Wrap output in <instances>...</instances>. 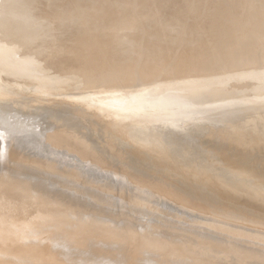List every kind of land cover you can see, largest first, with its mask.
Listing matches in <instances>:
<instances>
[{
	"label": "bare ground",
	"instance_id": "1",
	"mask_svg": "<svg viewBox=\"0 0 264 264\" xmlns=\"http://www.w3.org/2000/svg\"><path fill=\"white\" fill-rule=\"evenodd\" d=\"M97 1L108 2L109 0H0V80L4 79V84L5 81L10 84L13 82L14 85V82L17 83L22 77H25L23 74L27 73L29 75L28 71L31 72V69H35L37 70L36 73H42V77L46 79H44L45 82H42L44 84L47 81V83H56L65 87L76 82H84V84L115 85L118 88L117 84L120 82H123V85L127 86L136 80H149L152 77L160 78V76H164L167 73L170 65L173 66V71L177 77L194 73L202 67L212 74L211 69L221 66L220 58H222L226 49H232L234 59H242L248 53H252V48L258 45L257 43L262 40L259 37L264 34V14L261 11L253 10L252 7L255 5V2L252 5V0H236L234 2L232 0H178L177 3L168 4H158L156 0H123L119 6L118 4H114L113 7H110L109 3H104V5L94 8L93 5ZM258 7L261 8L263 6L260 7L258 5ZM244 8H252L253 10L245 21L238 15V12ZM41 12L45 13L38 20V14ZM104 15H108V19L99 20ZM179 25L183 27L182 31L174 32L173 37L168 40L167 35L171 29ZM200 25L206 27L205 31H197V27ZM236 25L241 28L236 27ZM177 38L182 40L180 44H176L178 42L176 41ZM46 45L50 47L45 49ZM177 45H179L178 48H176ZM183 48H187L186 50L190 51L189 55L180 54L183 52L180 51ZM171 49L176 50V55L173 57L168 53ZM100 51L103 52L105 59L101 63H97L94 61L96 57L94 54ZM45 66H48V68L46 67L48 69L46 71L47 74L43 73ZM42 67L44 68L40 72L39 70ZM228 70L229 68L223 70L222 74ZM200 72H203V70H200ZM204 72L206 73V71ZM33 74L35 75V72ZM42 77L41 80H43ZM237 77L239 79V76ZM125 78L129 79V84L125 81ZM163 81L162 79L158 80L159 83L153 87V90L148 89L151 91H149L150 94L147 100L142 97L148 92L143 94V91L141 97L135 91V94L130 92L132 97L126 98L127 105L126 101L123 100L124 98L117 97L118 94L114 91L116 94L115 99H110L106 95L101 98L96 97L98 99L95 105L92 103L87 105L82 103L73 104L75 106L65 104V106L58 108V103H56V108H52V105H50V108H44V110L49 113L64 112L68 115L76 116L78 123H83V126H85L91 135L101 139L106 138V131L103 130L104 126L98 125L101 123L98 122L99 119L101 121L102 115H107V121L110 118L111 124V118L118 117L119 112L124 109L122 106H129V114H127V117L125 116L126 120L132 118L140 120L139 122L141 123L146 120H157L160 121V128L167 129L169 133L167 135L164 133L163 140L165 139V141H162L164 142L162 143V147L165 150L169 147L171 148L167 152H170L172 155L170 156L174 157L172 158V166L184 185H190L191 188L209 195L211 190H209L210 187L207 182L203 180L197 181L193 177L195 175L187 174V172H197L199 168L203 170L202 172H211L209 169L214 168L216 163L212 166L209 162L214 161L220 156H224L222 162L230 165L229 171L224 174L221 173V175L219 174L216 182L234 190L237 194L242 193V183L252 184L248 195L251 194L252 196H256L255 198L260 197L259 199H264V171H258V168L262 166L264 161L253 158L248 159L247 154H244V149L236 150L232 144L223 145L217 143L218 137L223 135V132L218 127V137L205 145L202 140H199L197 134H206V127L204 126L208 123L206 122L204 126L200 127H195L196 125H194L202 120H209V122L215 120L216 123L217 119L219 121H222V119L223 121H230V118L235 119L244 109H256L260 106L262 108L264 105V87L260 85L248 87L246 84L240 87L244 93L247 91L260 92L262 96L257 98L256 101L243 95V97L239 99L237 97V100L234 101L217 103L218 100L215 99L231 90L228 87H223L218 91H213L214 89L211 90L209 88L210 90L208 91V85L207 87L203 86V89L205 87L211 93V101L200 105V102L198 103V98L200 99L199 95L201 96V90L204 91L206 89L203 90L199 87L196 78L186 83H179L173 89L172 87L171 89H164ZM1 84L3 83L0 81V86ZM10 84L8 85L11 86ZM16 85H19V83ZM119 91L122 92V90ZM171 91H175V93L177 91L176 95L174 96V93L172 94ZM208 92L205 91L207 94ZM114 93L110 94L113 95ZM241 93L243 94V92ZM241 93L237 95H242ZM77 97L86 100L90 99V96L87 97L83 94H79ZM225 98L227 99V97ZM3 100L1 99V101ZM14 101L16 100L14 99ZM43 107L40 106V108ZM260 110L264 112L263 108ZM8 114L0 113V142L2 140V143H4V140L8 136L4 129H2V126L7 124H9L12 133L24 130L28 122H33V124L35 122L37 125L45 127H52L53 124V121L44 120L39 114L25 116L16 113L15 117L14 114ZM11 115L14 117L13 120H11ZM42 116L45 118V115L42 114ZM221 116L224 117L221 118ZM107 123L109 124V122ZM213 123L215 124V122ZM213 123H210L208 127L213 126ZM240 126L242 125H239L238 129L242 131L243 129L241 130ZM228 127L223 128L222 124L220 129H225V132L228 133ZM242 128L245 127L242 126ZM136 129L134 127L123 131H125L126 135L131 134V136H134L133 138H135L139 146L135 154L137 156H146V149L148 147L152 148V144L147 143L149 141L148 138H152L151 136L158 128H146L144 131L142 130L145 134L144 137H139V129ZM238 129L237 131H239ZM208 130L211 132L213 128H209ZM215 131H217L216 127ZM4 132L6 135H4ZM176 132L178 138L174 134ZM239 133L237 132L236 134ZM57 136L52 137L48 136V134L41 136L43 150L46 152L51 147H60L63 149V154H73L78 160L75 166L85 172L86 166H81L82 162H84L83 157L77 154L76 147L72 145L73 137L71 136V132H62ZM185 138H188L190 143H193L195 151L193 159L198 160L197 164L185 161L186 156L182 154L181 144H178L181 139ZM157 139L159 141L160 137ZM172 139L176 140L175 144L172 143L174 146L171 144ZM229 140L227 139L226 142H229ZM219 141L221 142V140ZM232 141H234L233 143H238V138ZM1 145L0 143V151L3 148V145ZM163 148L157 149L163 150ZM24 150L26 152V148H24L21 150V153ZM108 154L109 152L106 153V155ZM20 157H22V154H20ZM25 157L27 158V156ZM25 157L23 155L24 159H26ZM46 157H49L48 161L50 158H58V156L48 155V153ZM91 157L93 160L92 164H96L94 156ZM28 158L30 157L28 156ZM31 159L33 158H30L29 161ZM146 159L148 161L140 164L139 167L137 166L138 173L134 172L133 174V171L130 172L128 170L126 172L127 177L120 182L121 184H125L123 187L128 186L126 190H132L133 196H131L134 198H132L133 201H131V198H127L126 195V199L130 200L124 199V196L123 198H119L117 195V199L116 196L110 195L114 196L115 200L109 197L113 200H108V198V203L101 202L102 194L98 195L101 192L98 190L99 187L96 190L94 187L86 188L88 185L81 186L78 183L75 184L76 181L66 182L64 179H67L65 177H69L70 173L71 177L72 175L77 176L74 171V174H72L73 172L70 169H68L71 171L69 176L64 174L63 178L62 174V176H57L60 173L46 175V171V173H43V170H40L36 166H23L24 162L21 164L18 162L21 167H18L19 165L17 164V169L14 168V170L12 167V170H8L11 166L8 169L7 166L5 168L3 164L5 165L6 163L2 161L3 164H0V218L6 220H3L2 224H0V264H47L46 259L45 263H42V258L38 254V252H41L46 247L49 250V255L53 253L61 255L62 261L59 264H65L71 257H77L80 264H264V235H256V233H252L249 230L248 232L250 233H248L247 229H244L247 233L240 231V229L238 231L235 225L236 229L234 230L231 225L228 228V225L225 227L213 224L211 221H206L205 224H201L200 222L199 224L198 221H203L205 217L200 220L201 208H198L201 210L200 214H197L200 217L194 213L197 218L199 217V220H197L199 224L196 227L197 230L195 227V229L189 230L178 219L175 220V217H178L177 211L176 213L174 211L177 205H175L176 202L174 203L175 206L172 204L175 209L170 206L171 209H174H172V212L174 211L173 213H175L174 216L176 215L175 217L173 216V223H170L171 219H173L171 218L172 213L170 222H165L164 220L170 215V212L167 211L169 208L164 209L165 211L163 210V212L166 213L167 211L168 213V215L164 213L166 215L164 219L160 218V215H155L157 211L156 207H160V204V206L152 204L155 206V211H153L154 209L152 210L153 212L151 209L150 211H146L145 207H153L150 201L154 199H151L150 196L153 197L154 195L155 197L157 193L154 190H157L156 192L159 191V194L161 191H165L166 193V190H168L162 186L163 184H156L150 181L149 174L143 167L148 168L152 164L156 165V162L148 156ZM192 165H195V169L191 168ZM68 170L66 169V171ZM201 174L203 173L198 172L197 175ZM101 176L106 181L109 173H103ZM75 177H72L74 178L73 180H75ZM70 178H68V181ZM136 179L140 183L135 184ZM120 183L116 185L120 186ZM119 186L120 191H123L121 190L123 187L120 188ZM152 190L154 194L152 192L153 195L149 196ZM120 191L116 193L123 195L124 191ZM168 193H170L169 190ZM168 193L165 195L163 192L162 194L165 197L163 196L162 198H167L168 200ZM171 194L172 192L169 197L171 199L174 196L176 198H173L174 201L182 199L174 194L171 196ZM160 196L161 194L156 196L158 200ZM127 201L133 202L131 205L133 204L134 210L130 207L132 212L126 209L127 205H130ZM146 201L150 202V205L146 204ZM210 201L211 199L208 206L214 203L211 204L212 201ZM156 202L154 200V203ZM207 202H205L206 205ZM222 202L225 203V201ZM166 204L171 205V202L170 204ZM165 205L162 204L161 207L164 206L165 208L167 206ZM221 206L220 208L225 207ZM193 207H196L195 204ZM184 209L182 212L185 210L190 211V215H188V212L183 213L182 216L180 215L183 219L179 218L181 220H184L185 217L190 219L191 217L189 218V216L196 210L195 208H187V206ZM191 209L194 210L191 212ZM214 209L216 210L215 207ZM225 209L229 210V208L223 209V214L226 216L225 213L228 212H225ZM178 210L180 209L178 208ZM196 211L198 213V210ZM231 211L232 209L229 210V212ZM238 211H235V215H238ZM179 212L182 213L181 210ZM242 212H239L241 216L245 214ZM247 212H249V209ZM251 212L253 213V211ZM194 214H192L191 223L195 216ZM254 214L251 216H254ZM231 215H234V212ZM228 217L230 218V216ZM209 218L207 219L209 220ZM231 218L235 219L237 216H231ZM242 218H240L241 221L243 220ZM251 218L249 217L250 222H252ZM253 219L256 222L255 216ZM258 219L257 223L259 222L261 226H264L263 222L261 223L260 219ZM261 219L264 221L263 218ZM237 220L235 219V221ZM184 223L187 224L186 221ZM189 223L187 226H189ZM7 246L14 249L10 248L8 250Z\"/></svg>",
	"mask_w": 264,
	"mask_h": 264
},
{
	"label": "rangeland",
	"instance_id": "2",
	"mask_svg": "<svg viewBox=\"0 0 264 264\" xmlns=\"http://www.w3.org/2000/svg\"><path fill=\"white\" fill-rule=\"evenodd\" d=\"M122 1L123 0H109L108 2L97 1L96 4L93 5V7L94 8L95 7H99L100 5H104V3H107V4L109 3L110 7H113L114 4H118V6H119L120 2H122ZM234 1H236V0H232V2H234ZM256 1L257 0H252V5H254V2H255V5L252 7L253 10L254 11L255 10L256 11H261L264 14V5H263V3H264L263 1L264 0H258L260 4L257 1V7H256ZM156 2L158 4H166V3L168 4V3H175V2L177 3L178 0H156ZM258 5L260 7L261 6H263V7L259 8ZM84 7H87V6H84ZM252 8H250L251 10L249 8H246V9L244 8L241 11L238 12L239 13L238 15H240V17L243 19V21L247 20L248 16H249V13L251 14L253 12ZM244 12H245V14H244ZM44 13L45 12H41V13L38 14V17H37L38 20L42 18ZM105 19H108V15H104L101 18H99V20H105ZM238 25H236V27L241 28ZM182 29H183V27L181 25L175 26L173 29H171L170 33L167 35L168 36V40L173 37V35H174L173 33L174 32H180V31H182ZM205 29H206V27L203 26V25H200V26L197 27V31H201V30L205 31ZM259 38H260V40L262 38V40L259 41V43H257L258 45L254 46V48H252L253 49L252 53H248L246 55V57H244L242 59H238V60L234 59V57L232 55V49L231 48L230 49H226L225 53H223V55H222V58H220L221 62L219 61L223 65L220 64L221 66L211 69L212 74L206 68L203 69V67H202V68H199V70H197L194 73L187 74V75L181 76V77H177V75H175V72L173 71V69H174L173 66L170 65L169 69L167 70V73L164 76L163 75L160 76V78H158V77L153 78L152 77L149 80H136V81H133V83H131L130 85H127V86L126 85L124 86L123 82H120L118 84L116 83L117 86H119L118 88L115 87V85H113L114 86L113 87L112 85H107V84H104V85L103 84H86V83L84 84V82H81V83H77L76 82L74 84H70V85L65 86V87L61 86L60 84H56V83H49V82L47 83V81L44 84L42 82L43 81L45 82L46 79L42 77V75H41L42 73H39V72L36 73L37 70H35V69H34L35 71L33 69H31L33 72H35V75L33 74L32 71L31 72L28 71L29 75L27 73L23 74V76L25 75V77H22L21 80L17 81V83L14 82L15 83L14 85H13V82H11V84H10L9 82L5 81V84H4V81H3L4 79L0 80L1 83H3L0 86V98L2 100L4 99L3 101H1V99H0V113H5V114L9 113L8 115L14 114V117H15L16 113L20 114V115H25V116H34L35 114H39V116L41 118H43L44 120L53 121L52 127H45V126L37 125L35 122H34V124H36V125H34L33 122H31V123L28 122V123H26L28 125H26L24 130H21V131H19L17 133H12L11 132V129L9 128V124H7L5 126H2V129H4V131L7 133L8 136L4 140V143H2V140L0 142L3 145V146L1 145L3 148L1 149L2 151H0L1 152L0 153V162H1L0 164L2 165L3 162L5 161L6 164L5 165L3 164V166L5 168L7 166V169H8V167L11 166L10 169H8V170H12L14 168L17 169L18 167H21L20 164L24 162L22 164L23 166H27V165L28 166L29 165L30 166L31 165L32 166H36L37 168H40V170H43V173L47 172L46 175H48V174L56 175V174L60 173V175H57V176H62L63 175V178H64V176L66 174L69 176V173L71 171L72 172L74 171L75 174H77L76 177H75V175H72V177L73 176L75 177V180H73L74 178L71 177V173H70V176L69 177L66 176L65 178H67V179H64L66 182H72V181L75 182L76 181L75 184L78 183V185H81V186L82 185L83 186H87L88 185L86 188H93L94 187V189H96V190L99 187L98 190H99V192L101 191L102 193L100 192V193H98V195L102 194V199H103V200L101 199V202L104 201L105 203H108L109 202L108 200L112 201L114 199V196H116V198H117V195L119 196V198L120 197L123 198V196L125 197V195H126L127 198L128 197L131 198V199L133 198L132 197L133 196L132 190L130 189L131 190L130 191L129 189H127V190H129L127 192L126 187L128 188V186L123 187V185H125V184L124 183L121 184L120 182L124 178L127 177L126 172L128 170L130 172L133 171L132 172L133 174H134V172L138 173L139 171L137 170V166L139 167L140 164H144L145 161H148L146 159V157L148 156V157H150L151 159H153L156 162L155 163L156 165L152 164V166H148V168L147 167H143L144 169H146L147 173L149 174L150 181H152L153 183H156V184H163L162 186L165 187L166 189H168L170 191V193L172 192V194H174L175 196H177L179 198H182L181 200L177 199V200L174 201V199H176V198H174V196H172V194H171L172 198L170 199V197H169L170 193H168V190H166L167 191L166 193H165V191H163V192H164L165 195H167V193H168V198L169 199L167 200V198H162L163 196L165 197V195L162 194L163 192L161 191L162 193L160 192L161 196L158 197L159 198V200H158L156 196L160 195L159 191L156 192L157 190L156 191L154 190V192L157 193V194H155V197L153 195L154 194L153 190L150 191L149 196L153 192L152 195L154 197L153 198L152 196H150L151 199H154L157 202H159L162 199L164 202L161 200L163 203L161 201L159 203H157V202L154 203V200L150 199L151 203L146 201V204L147 203H148V205L151 204V206H153L154 204H155V206H157V204H158V206H160V205L162 206V204L163 205H165L166 203L170 204V202H171V205L166 204L167 206L165 205L166 206L165 208H164V206L163 207L160 206L163 209H161L160 207H158L159 208L158 209L156 207L157 211L155 212V215H157V216L160 215V218H162V219H164L166 217L165 214L168 215L167 211L170 212L169 217H166L164 219L165 222L166 221L170 222V219L173 218V219H171V222H170V223H173L174 217L176 216V215L174 216V214L177 211L178 217L177 218L175 217V220L178 219V221L180 223L182 222V224L186 225V227L189 228V230L190 229H195L200 224V222H201V224H205L206 221H211V222H213V224L215 223V224L222 225V226H225V227L228 225L227 226L228 228H229V225H231L232 229H234V230L237 227V230L240 229V231H245L244 229H247L246 230L247 232L249 230L252 233H256V235L257 234L258 235H264V226L263 225L261 226V224L259 222L257 223V219L260 216L259 217L260 222L261 223L263 222V224H264V221L261 219V218L264 219V215H263L264 214V199H259L260 197L259 198H255L256 196H252L251 194H250L251 196L248 195L249 189L252 186V184L242 183L241 184L242 193H238L237 194L234 190H232L230 188H227L225 186H222L218 182H216L219 174L221 175V173L224 174L227 171H229V166L230 165L228 163H223L222 162V159H223L224 156H220L219 158L215 159L214 161H210L209 162L210 164H212V166H213L214 163H216V165H214V168L209 169V170H211V172H202L203 170H200V168L197 169V172L196 171L187 172V174L195 175L193 177H195V179L197 181L203 180L204 182H207V184L210 187L209 190H211V192H209L210 193L209 195H206L205 193L199 192L195 188H191V186L188 185V184H187L188 186L184 185L183 182L180 180L179 176L177 175L175 169L172 166V162H173L172 158H174V157H171L172 156L171 153L167 152L171 148L169 147V148H167L165 150L162 147V143H164L162 141H165V139L163 140V138H164L163 136H165V134L167 135L169 132L167 131L166 128H160L159 127L160 126L159 125L160 121H157V120L156 121L155 120H146L145 122L141 123V122H139L140 120H137V119L129 118V119L126 120V118H125V116L127 117L128 116L127 114H129V106H126L127 105L126 98H128L129 96L132 97V95H131L132 92L134 94H135V92H137L140 95V97H141L142 92L144 91L143 94L148 92V93H146L148 95L145 98L146 94H144L145 96L143 95L144 97H142V98L147 100V98H149L148 96L150 94L149 91H151V90H148V89H152L153 90V87L158 85V83H159L158 80H160V79L164 80L163 81V84H164V87H165L164 89H166V88L171 89V87L173 89V87L178 86L179 83H186L187 81H190V80H192L194 78H196L198 80V85H199L200 88L203 89V86L207 87V85H208V87H207L208 91L210 89L211 90L214 89L213 91H215V90L218 91L219 89H221L223 87H228L229 90H231V91L225 92L224 94L220 95L217 99H215V100H218L217 103H225V102H229V101H234V100H237V97L239 99V98L243 97V95L245 97L251 98L253 101H256L257 98L262 96V94L260 92H258V91H247L248 93L247 92L244 93V91H242V89H240V87L245 85V84L248 87H255V86H258V85L264 87V56H263L264 55V39H263L264 38V34H262ZM176 41H178L176 44H180V42L182 40L180 38H177ZM65 44H62V45H65ZM178 46L179 45H177L176 48H178ZM48 47H50V46L46 45L44 48L47 49ZM186 49L187 48H185V49L183 48L182 50H180L181 52L183 51L180 54L189 55L190 51H188ZM175 51H176L175 49L174 50L171 49V51H169L168 53L173 57V56L176 55ZM95 54H94V56H96L94 58L95 62L101 63L105 59L103 52L100 51V52H97ZM223 61H225V62H223ZM46 67L48 68V66H45V69L43 71V73H45V74H47L46 71L48 70V69H46ZM231 67L234 70H232ZM43 68L44 67H42L41 70H39V71L42 72ZM223 68H225V69L229 68V70L228 71H224L223 74H222V71L225 70ZM200 70L201 71L203 70V72H200ZM204 71H206V73ZM218 72H220V73H218ZM216 73H218V74H216ZM38 74L40 75V77H39ZM36 75H38V76H36ZM53 75H55V74H53ZM236 75L239 76V79H238V77ZM240 76H242L244 79L242 77H240ZM41 77H42L43 80H41ZM219 77L222 78V79H220ZM223 77H225V78H223ZM204 78H206V79H204ZM125 79H126L125 81L128 83L129 79L128 78H125ZM80 81H81V79H80ZM211 82H212V84H211L212 86L210 85ZM7 83L10 84L11 86H9ZM18 83H19L20 86L16 85ZM205 87H204V89H206V90L203 89L204 91L199 89V90H201V96L199 95L200 99L198 98V103L200 102V105L206 104L207 102L211 101V96H210L211 93H209L207 91V88H205ZM116 89H118V90H116ZM119 90H122V92H120ZM114 91L117 92V94H118L117 97L124 98L123 100L126 101L125 102L126 105H125V107H124V105L122 106L124 109L119 112V116L118 117L115 116V117L111 118V124H110V121H109L110 118L107 121V118H108L107 115H102L101 118L102 119L104 118L103 120L101 119V121H100V119H99L98 123H100V122L102 123L103 122V124L100 123L98 125L101 126V127H103V126L105 127V128L103 127V130L106 131V132L104 131L106 133V138H101L100 139L99 137H94L93 135H91V133L85 128V126H83V123H78V118L76 116L68 115V114H66L64 112H63L64 114L62 112H59V113L56 112V114L54 112L49 113V112H46L44 110V108H50L49 107L50 105H52L51 106L52 108H56V103H58L57 104L59 106V107L57 106L58 108L65 106V104L68 105V106H72L73 104L77 105L78 103H82V104H85V105H87L89 103L90 104L92 103V104L95 105V104H97L96 100L98 99L96 97L101 98V97H105V95H106L110 99H115L116 94L114 93ZM205 91L208 92V94L205 93ZM112 92L114 93L113 95L110 94ZM127 92H128V94H127ZM241 92H243V94ZM171 93L172 94L174 93L173 95L175 96L177 91H176V93H175V91L174 92L171 91ZM240 93L242 95L238 96L237 94H240ZM79 94H83V95H85L87 97L90 96V99L86 100V99L78 98L77 95H79ZM119 94H123V95H119ZM203 94L207 95V96H204ZM232 95L233 96L235 95L234 97H236V98H234ZM225 97H227V99ZM228 97L231 98L232 100L231 99L229 100ZM8 98H10V99H8ZM37 98H39V99H37ZM14 99L16 101H14ZM34 99H36V100L34 101ZM207 99H208V101H207ZM224 99H226V100H224ZM30 101H32V102H30ZM1 102H3V103H1ZM42 102L44 103L43 105H42ZM51 102H53V103H51ZM34 103H36V104H34ZM40 106H42V107L44 106V107L40 108ZM73 106H75V105H73ZM262 108L264 110V105L262 106ZM262 108L260 106L259 108H256V109H251V108L244 109L238 115L239 117L237 116L235 119H231L230 118V121H225V120L223 121V119H222V121H219L217 119V123H216L215 120L214 121L212 120L213 122H215V124H214L212 121L209 122V120H207V121H203L202 120V121L194 124V125H196L195 127H197V126L200 127L202 125L204 126L206 124V122L208 123V124H206L204 126V127H206V131H205L206 134L198 133L197 134L199 136L198 138H199V140H202V142L205 145H207V143L209 141H212L214 138L218 137L217 134L219 133V130H220V131L223 132V135H221V137L223 138V141H222L221 137H218V139L216 141L217 143H220V144H223V145L232 144V145H234L236 150H243L244 149L245 150L244 154H247L248 159H252L253 158V159L264 161V123H263L264 121H262V120H264L263 119L264 118V112L262 110H260ZM125 109H127L128 111L125 110ZM36 111H38V113H36ZM42 114L45 115V118L42 116ZM60 114H63V115H60ZM10 117H11V120H13V118H14L13 115H11ZM223 117L224 116H221V118H223ZM254 117H256V118H254ZM259 117H260V119H259ZM28 119H30V118H28ZM256 119H259V120H256ZM14 120H16V119H14ZM124 120H126V121H124ZM107 122H109L110 125ZM191 122H193V121H191ZM256 122H258V123H256ZM261 122H262V124H261ZM210 123H213L214 125L211 124L213 126L208 127L210 125ZM224 123H226V124H224ZM94 124L96 125V123H94ZM222 124H223V128H226V127L229 126L228 129H227L229 134L225 132V129H222V130L220 129L222 127ZM220 125H221V127H220ZM239 125H242L245 128H242V126H240V129L241 130L243 129L242 131H240L238 129ZM214 126L216 127L217 131H215V127ZM106 127H107V129H106ZM134 127L137 128L136 130L139 129L138 130L140 132L138 134L139 137H144L145 134H144V132H142V130L144 131V129H146V128H158V130L156 132H154L153 135L151 136L152 138H148L149 141H147V143L148 144H152L151 145L152 148L148 147L146 149V152H147L146 156H137L135 154L136 151L139 149V146L136 143L135 138H133L134 136L133 135L131 136V134L126 135L125 131H123L125 129L128 130V128L132 129ZM217 127L219 128V130L217 129ZM207 128L208 129L209 128H213V131L210 132L211 129L208 130ZM192 129H190V130H192ZM237 129L239 131H237ZM119 131H120V133H119ZM5 132H4V135H6ZM62 132L63 133L64 132H71V136L73 137L72 138V145H73V147H76V151H78L77 154L81 155V157H83L82 159L84 160V162H82V164H81V161H80V164H81L82 167L86 166L85 172H84V170H82L79 167L75 166L77 164L76 162H78L76 157L73 154H70V153L63 154L64 153V152H62L63 149H61L60 147H58V148L51 147V148H49V151L46 150L48 155L58 156V158H56V157L53 158V159L50 158V160L48 161L49 157L48 158L46 157L47 153L42 148L43 147V145H42L43 141H42L41 136H45L46 134H48V136L58 137L57 135H59ZM121 132L123 134H125V135H123ZM237 132L238 133L240 132V133L236 134ZM212 133H213V135H212ZM224 133H226V134H224ZM75 134H76V136H75ZM117 134L119 135V137H118ZM174 134L176 135L177 132L174 133ZM161 135H162V137H161ZM230 135H231V137H229ZM158 136L160 137L159 141L157 139V138H159ZM176 137L178 138V135H176ZM236 138H238V143H233L234 141H232V140H235ZM227 139L228 140L230 139L229 142L228 141L226 142ZM183 140L181 139L178 144L179 145L181 144L180 146L182 147V152H183L182 154L186 156L185 157V161L191 162L193 164H197L198 160L196 161V160L193 159L194 158L193 157L194 156V152H195L194 149H193V143H190L188 138H185ZM219 140H221V142ZM130 142H132V143H130ZM174 142H176V140L172 139L171 144L172 143L175 144ZM173 144H172V146H174ZM163 146H164V144H163ZM160 147H161V149L163 148V150H158L157 149V148H160ZM24 148H26V152L24 150L25 154H24V152L21 153V150H23ZM27 148H29V149H27ZM18 152H20V153H18ZM107 152H109L108 155H106ZM44 153H46V154H44ZM20 154H22V157H20ZM23 155H24V157L27 156V158H28V156H29L30 158H33V159H31V161H29L30 158L27 159L25 157L26 159H24ZM91 156H94V159L96 161V164L94 163V165L92 164L93 160H92ZM91 160H92V162H91ZM192 161H194V162H192ZM16 165L18 167H16ZM153 166H155V167H153ZM262 167H263V170H262ZM191 168L195 169V165H192ZM66 169L67 170L70 169L71 171H69V170L66 171ZM64 171H66V172H64ZM258 171H264V162H263L262 166L258 168ZM74 172L72 174H74ZM107 172L109 173V176H107V180L104 181L103 177L101 175L103 173H107ZM198 172L199 173H203V174L197 175ZM137 175H139V174H137ZM70 177L72 178V180H70L71 179ZM68 178H70L69 181H68ZM97 182H98L99 185L97 184ZM117 183H120V186L116 185ZM137 183H140V181H138L136 179L135 184H137ZM115 186H116V189H115ZM118 186L120 188L123 187L124 189L122 188L121 190H123L124 192L120 191ZM173 188H175V189H173ZM108 190L110 191V193H108L109 192ZM112 190H113L114 194H113ZM104 191H106V192H104ZM119 191L123 192V195L122 194H118ZM125 191H126V193H125ZM233 191H234V193H232ZM116 192H118V193H116ZM103 193H104V195H103ZM197 193L200 194V195L198 196ZM128 194H130V195L127 196ZM110 195H114V196H110ZM196 195H197V197H196ZM105 196L106 197L108 196V197L106 198ZM109 197H111L113 199H111ZM126 197L124 199H126ZM199 197H200V199H199ZM206 197H207V199H206ZM209 198L212 201V202L210 201L211 204L214 202L213 203L214 206H213V204L208 206L209 200H210ZM133 199L131 201H133ZM201 199H202V201H201ZM203 199H204V202H203ZM126 200H130V199H126ZM126 200H124V201H126ZM131 201L130 202L127 201V203H130V205H127V208H126L128 210H130L131 208L133 209V206H132L133 204L131 205V203H133V202H131ZM165 201H168V202L165 203ZM222 201H225V203L222 202ZM205 202H207V205L205 204ZM174 203H175V205L176 204L177 205L175 206ZM192 203H193V205L195 204L196 207H193ZM172 204H173V206H175V208L177 210L172 206ZM189 204H191V205H189ZM183 205H186L187 208H195L196 210H198V213H196L197 212L196 210L193 209L194 212H192L193 210L191 209L192 213H191V216H189V218L190 217L192 218L193 217L192 214H194V213L196 215L201 213L200 214L201 217L199 215H197V216H199L201 218L200 220H202L204 216H205L204 220L207 219L208 217H210L209 220L207 219L205 221L204 220L203 221H198V223H199L198 224L197 220H199V217L197 218L195 214H194L195 216L193 218L192 223L190 222L191 218L188 219V217H185L184 220H181V219H183V217H181L183 215V213L185 214V212L186 213L190 212V211H186L185 210L186 206H183ZM218 205H219V207H218ZM221 205L225 206L224 208H229V210L232 209L231 212H229L228 209L224 210L225 212L226 211L228 212V213L224 212L227 217L223 214V209L224 208ZM155 206H153V207H149L148 206L147 208L145 207L144 209L146 211H148V210L150 211V209H151V211H152ZM170 206L175 209L174 210L172 208L175 211V213H173L174 211L172 212V209H171ZM220 206L222 208H220ZM214 207L216 208L217 211L214 209ZM166 208L167 209L169 208L171 210L168 209L166 211V213H165V212H163V210L166 209ZM178 208L181 210V212H182L183 208H185L184 209L185 211L180 213L179 212L180 210H178ZM198 208H201L202 212H200L201 209H198ZM210 209H211V212H210ZM248 209H249V212H247ZM203 210H204V212H203ZM218 210H219V212H218ZM241 210L244 211V212H242ZM153 211H155V209ZM235 211H238V215L239 216L237 214L235 215V213H236ZM251 211H253V213ZM255 211H256L257 214L255 213ZM129 212H132V210H130ZM152 212H151V214L154 215V213H152ZM233 212H234V215H231ZM239 212H242L243 214L245 213L246 216H248V215H250V216H248L247 217L248 219H247L245 214L244 215L242 214L243 216H241V213L239 214ZM171 213H172V217L170 218ZM220 213H222V214H220ZM229 213H231V214H229ZM249 213H251V214H249ZM260 213H263V214H260ZM148 214L150 215V213H148ZM253 214L256 217V222H254L255 221L253 219L254 216H251ZM188 215H190V213ZM262 215H263V217H262ZM228 216H230V218H231V216H235V217L237 216V218H235V219L236 220L238 219V220L235 221V219H232V218L230 219ZM244 216H245V218L247 220L244 218ZM146 217L148 218V216H146ZM149 217H151V216H149ZM249 217L250 218L253 217V218H251L252 222H250L251 220L249 219ZM167 218H168V220H167ZM179 218H181V219H179ZM195 218H197V219H195ZM224 218H226V219H224ZM240 218H242L243 220L241 221ZM3 220H6V219H1L0 218V224H2ZM194 220H196V221H194ZM239 220H240V222H239ZM183 221L184 222L186 221L187 224H185ZM246 221L247 222L249 221V222L247 223ZM202 222H204V223H202ZM253 222L256 223V224H254ZM188 223H189V226H187ZM251 224H252V226H251ZM257 224H259L260 227ZM231 226H230V228H231ZM253 226L255 227L256 230L254 229ZM191 227H193V228H191ZM241 228H243V229L241 230ZM196 230H197V228H196ZM250 232H248V233H250ZM8 246H7V248L9 250L11 247L9 248ZM13 246H16V245H13ZM46 248L41 250V252H38L40 257L42 258V263H45V259H46V263L48 262L47 264H50V263L51 264H59V262L62 261L61 260L62 259L61 255L59 253H53L52 255H49V250H48V248L47 249ZM44 255H46V256H44ZM49 257H50V259H49ZM59 257H61V258H59ZM43 259H44V261H43ZM54 260H55V262H54ZM52 261H53V263H52ZM65 264H80V262H79L77 257H71L70 259H68V261H66Z\"/></svg>",
	"mask_w": 264,
	"mask_h": 264
}]
</instances>
